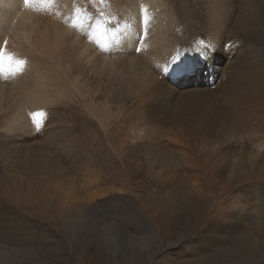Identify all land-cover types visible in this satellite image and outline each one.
Returning <instances> with one entry per match:
<instances>
[{"label":"bare ground","instance_id":"obj_1","mask_svg":"<svg viewBox=\"0 0 264 264\" xmlns=\"http://www.w3.org/2000/svg\"><path fill=\"white\" fill-rule=\"evenodd\" d=\"M181 1L187 9L174 0H52L47 5L41 0L28 5L24 0H0V51L26 61L16 74L0 72V150L11 156L22 143L29 152L22 164L25 170L46 167L59 171L62 159L70 156L71 160L78 153L72 154V147L76 134L81 133L85 138L105 135L114 139L119 163L126 162L125 154L140 152L167 162L171 149L180 147L182 159L191 167L211 164L213 168L236 169L249 161L244 159L249 152L213 146L232 143L240 149L243 139L256 155L252 161L264 163V146H254L257 139L264 138V113L246 108V104H259L264 78L255 79L246 70H227L234 57L239 66H258L241 49L244 40L258 48L257 54L264 53V0ZM92 9L97 14L91 13ZM86 15L91 19L78 23L77 17ZM97 21L102 22V29L95 28ZM103 29H108L104 33L107 41L98 43ZM215 48L218 52L213 57ZM190 74L200 75L201 82L186 80ZM226 110L233 112L238 124L230 123ZM37 111L47 114L40 129L30 117ZM186 144L189 146L183 147ZM206 170L208 186L216 188L218 184L211 183L216 177L208 167ZM241 170L236 175L230 168L223 186H232L251 171ZM181 183L159 189L178 193L183 190ZM101 192L100 196L112 197L115 207L111 213L146 222L138 208L119 201L120 196L109 190ZM25 193L23 188L11 191L17 199ZM169 194L165 201L172 198ZM239 217L234 214L227 219L241 220ZM224 218L209 220L197 243L204 239L207 246L214 245L215 239L208 234L218 226L231 230L233 220Z\"/></svg>","mask_w":264,"mask_h":264},{"label":"rangeland","instance_id":"obj_2","mask_svg":"<svg viewBox=\"0 0 264 264\" xmlns=\"http://www.w3.org/2000/svg\"><path fill=\"white\" fill-rule=\"evenodd\" d=\"M180 1L174 0L177 6L185 5ZM187 8L185 5L184 9ZM97 12L91 10V13ZM262 31L264 34V28ZM256 49L253 43L243 40L241 51L257 67L252 68V64L239 66L234 57L233 65L227 70H246L255 79H263L264 53L257 54ZM217 52L215 48L213 57ZM253 53L256 55L254 59ZM190 75L186 80L201 82L200 75ZM258 98V105L246 104V108L260 110L263 114L264 90ZM225 113L230 117V123L238 124L232 111L226 110ZM206 118L211 120L210 116ZM78 124L81 128L82 123L78 121ZM82 135L76 134V145L72 147V154L78 153L71 160L70 156L62 159L63 167L59 171L46 167H43L45 170H25L22 164L29 152L22 143L11 156L0 150V264H146L144 260H152L148 264H264V163L252 161L256 155L243 139L240 149L232 143L213 147L249 152L244 158L249 161L243 159L244 167L230 168L238 172L236 175L241 169L242 172L251 170L252 174L249 172L248 177L244 175L232 186L224 187L230 168H213L208 164V172L216 177L211 183L218 184L214 188L208 186L203 173L207 167L192 166L193 170L191 164L182 159L180 147L171 149L167 162H157L147 152H140L125 154L126 162L119 163L121 157L114 139L105 135L88 138ZM256 143L255 147L264 146V138L257 139ZM7 163L11 165L6 166ZM175 168L182 170L183 174L180 171V176L176 174ZM220 177H224L223 180ZM178 182H182L180 186L183 188L182 191L178 189V193L169 194V190L159 189L161 185L170 187L171 183L176 187ZM194 183L200 184L195 186ZM220 187L227 190L222 192ZM19 188L27 193L17 199L11 191ZM102 190H109L120 196L119 201L138 208L146 222H134L117 211L111 213L115 207L112 197L100 196ZM168 194L172 198L165 201ZM171 208L175 210L173 214ZM234 214L241 220L227 219ZM221 217H225V221L233 220L231 230L218 226L208 234L215 239L214 245L207 246L209 243L204 239L197 243L199 235L204 234L206 223L221 220ZM232 238L237 242L234 243ZM211 247L213 250L208 252Z\"/></svg>","mask_w":264,"mask_h":264},{"label":"snow or ice","instance_id":"obj_3","mask_svg":"<svg viewBox=\"0 0 264 264\" xmlns=\"http://www.w3.org/2000/svg\"><path fill=\"white\" fill-rule=\"evenodd\" d=\"M42 3H44L45 5L50 4L52 2V0H41ZM24 3L26 5L31 4L32 0H24ZM79 11V10H77ZM146 12V10H145ZM91 19V16H83V17H77L78 23L83 22V20H88ZM147 15H145V23H147ZM96 29H102L103 28V24L100 21H97L96 25H95ZM108 29H103V31L99 34L97 42L99 43L100 41H107V36L104 34L105 32H107ZM93 37L96 38L97 37V33L94 30L93 31ZM5 47L7 42H4ZM103 46V45H102ZM176 61H173V63H175ZM26 61L24 60H14L11 56H8L6 53L0 51V72H9L11 74H16L20 71H22V67L23 65H25ZM13 65L15 67H13ZM31 120L34 124V126L37 129H40L43 127L44 125V121L47 118V114L43 111H37V112H33L30 114Z\"/></svg>","mask_w":264,"mask_h":264}]
</instances>
